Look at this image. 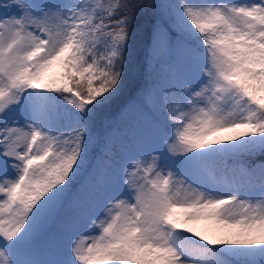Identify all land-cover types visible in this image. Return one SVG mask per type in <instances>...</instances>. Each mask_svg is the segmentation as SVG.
Masks as SVG:
<instances>
[{"label": "snow or ice", "instance_id": "snow-or-ice-1", "mask_svg": "<svg viewBox=\"0 0 264 264\" xmlns=\"http://www.w3.org/2000/svg\"><path fill=\"white\" fill-rule=\"evenodd\" d=\"M143 0H0V264H264V0H168L155 139L95 154ZM232 161V164L228 162ZM197 225H203L198 229Z\"/></svg>", "mask_w": 264, "mask_h": 264}, {"label": "trees", "instance_id": "trees-1", "mask_svg": "<svg viewBox=\"0 0 264 264\" xmlns=\"http://www.w3.org/2000/svg\"><path fill=\"white\" fill-rule=\"evenodd\" d=\"M147 7L137 14L135 29L137 38L134 42L135 59L125 72L124 87L121 94L113 102L103 108L95 118V131L99 137V144L95 154L101 155L108 145L116 153L119 142L126 138L125 125L129 120H135L136 104L139 105L141 96L153 86L154 81H160L168 71L170 65L177 61L175 54L171 58L154 60L152 58L151 32L157 21H163L161 9L155 7L168 0H143ZM140 108V107H139ZM264 162V157L256 156L247 160L249 166ZM232 164V161L228 162ZM203 226H198L200 229Z\"/></svg>", "mask_w": 264, "mask_h": 264}, {"label": "rangeland", "instance_id": "rangeland-1", "mask_svg": "<svg viewBox=\"0 0 264 264\" xmlns=\"http://www.w3.org/2000/svg\"><path fill=\"white\" fill-rule=\"evenodd\" d=\"M178 74H182L181 71H176ZM153 142L152 138H148L145 136L139 143H137L136 147L138 150L134 152H129L128 155H135L138 151L142 150L143 148H146L148 145H150Z\"/></svg>", "mask_w": 264, "mask_h": 264}]
</instances>
